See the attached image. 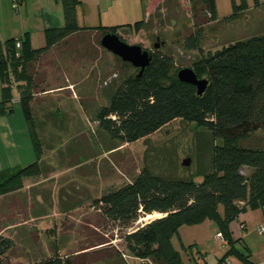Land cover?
<instances>
[{
	"label": "trees",
	"instance_id": "obj_1",
	"mask_svg": "<svg viewBox=\"0 0 264 264\" xmlns=\"http://www.w3.org/2000/svg\"><path fill=\"white\" fill-rule=\"evenodd\" d=\"M193 19L192 31L184 39L185 48L200 53L190 68L207 84L198 94L195 85L182 82L173 72L171 54L160 49L151 53L149 64L139 74H126L107 106L97 113L99 126L121 143L134 142L154 133L170 121L180 118L205 128L212 137L211 170L200 181L193 178H163L148 172L139 173L132 181L108 191L96 201L101 216L124 232L125 249L137 263L183 264L172 244V236L183 225L212 221L218 228L227 251L215 264H222L230 255L242 264H260L249 254L238 250L229 224L247 209L264 206V149L244 146L239 142L252 132L264 128V33L230 42L204 53L200 40L205 25L218 18L215 0H188ZM64 25L44 30L45 45L32 48L28 38H9L0 44V73L6 85L0 112L11 100V82L19 88L23 115L29 125L36 160L24 167L0 172V195L23 185L26 176L39 174V142L33 131L30 103L41 90L37 63L51 47L65 42L73 34L86 30L116 33L123 25L112 27L79 26L76 17L78 0H61ZM231 12L221 22L241 17L249 8L247 0H230ZM264 0H253V7ZM142 21L134 23L136 30ZM20 41V47H16ZM126 66L132 68L128 63ZM159 214L147 223L131 228L140 217ZM126 230V231H125ZM13 241L0 235V264H9L6 252ZM109 240L81 247L73 256L55 253L34 264H88L113 256H122ZM201 262V261H200ZM194 260L193 264H201ZM264 264V263H262Z\"/></svg>",
	"mask_w": 264,
	"mask_h": 264
},
{
	"label": "rangeland",
	"instance_id": "obj_2",
	"mask_svg": "<svg viewBox=\"0 0 264 264\" xmlns=\"http://www.w3.org/2000/svg\"><path fill=\"white\" fill-rule=\"evenodd\" d=\"M249 2L253 3V0ZM181 7L179 6V22L176 25H172L167 19L160 24L161 17L156 15L151 24H148L150 26L142 31V35L133 36L125 30L115 34L126 43H138L150 51L154 50L153 45L156 42L160 43L158 49H161V44L166 41L164 51L173 57V72L183 67H190L191 63L200 57V53L185 48L184 39L192 31V26L190 19L186 17L189 13L185 11V6L181 4ZM230 12V0H218L217 14L222 17ZM181 16L184 17L183 20ZM260 17L264 19V10L249 9L245 17L231 22L230 25L207 23L200 40L202 51L204 53L209 50L214 51L230 42L263 34L264 21L259 22ZM164 24L166 27H163ZM101 33L102 31L95 34L87 32L86 36H83L94 43L92 44L94 50L90 51V47H84L82 43L72 42L71 45L54 49L48 59L42 62V65L44 63L46 66L39 67L48 73L44 84L40 85L48 90L45 98L48 107L44 106L38 114H45L44 117L50 118L51 128L45 132L44 138L42 136L44 132H39L43 143L35 130L33 131L40 146L39 158L49 162L53 168L43 165L41 175L49 181L44 182L41 188L22 193L17 189L0 195V229L10 225L4 230L6 233L9 234L11 231L23 233L32 224L28 222L29 217L41 216L46 212V217L50 219L56 217L59 222L60 234L56 238V243L66 245L60 254L61 257L73 256L74 253L70 252L97 241L109 240V243L114 245L113 248L121 250L122 256H113L110 259L88 264L137 263L138 260L125 249L120 237L124 231L101 216L96 201L108 191L132 181L141 172L163 178L191 177L196 182L200 181L202 174L209 171L207 165L210 164L212 137L205 128L176 118L154 133L134 142L121 143L111 139L99 126L97 113L103 106L109 104L125 75L135 73L136 68L126 66L118 56L98 45L99 42L96 45L94 40L98 36L100 41ZM231 37L234 41L227 40ZM10 87L17 96V83L11 82ZM57 90H60L59 94L66 99L77 97L76 100L82 102L83 108L81 109L78 101L75 102L73 109L66 107L67 103L63 105L59 102L60 104L57 105L55 101ZM36 102L39 104V98ZM55 132H58L59 136L54 134ZM239 143L264 149V128L252 132ZM187 158L189 163L185 165L183 161ZM159 216L161 215L153 214L140 217L128 230ZM48 223L49 226L52 225L51 221ZM196 227V225H183L172 236V244L178 250L183 264H189L192 257L195 260L201 259L204 263L203 257L213 250L212 247H208L199 251L198 245L194 243L195 240L199 244L209 243L202 238L207 235V231ZM30 231V235L36 238L35 231ZM53 231V228L44 230L46 234ZM23 239H25L24 235ZM53 255L49 257L44 255L41 259ZM35 260L38 259L26 257L21 263L31 264ZM216 262L217 260L209 257L208 264ZM8 263L21 264L15 261Z\"/></svg>",
	"mask_w": 264,
	"mask_h": 264
},
{
	"label": "crops",
	"instance_id": "obj_3",
	"mask_svg": "<svg viewBox=\"0 0 264 264\" xmlns=\"http://www.w3.org/2000/svg\"><path fill=\"white\" fill-rule=\"evenodd\" d=\"M79 4L76 7V17L79 26L91 25L90 27H112L117 25H123L117 29V32L125 30L131 35H142V31L145 30L148 24L156 15L160 16V24L163 20H169V23L176 25L179 22V6L181 4L185 6V11L189 13L186 16L190 19L191 26L193 25V19L190 12V4L188 0H78ZM216 7L218 5V0H215ZM249 8L244 12V15L238 19L230 22H221L218 14V18L215 21L209 22L211 24L218 23L223 25H230L231 22L239 21L249 9L254 10H264V4L259 7H253L252 3L247 0ZM182 9V7H181ZM183 11V9H182ZM227 15V14H226ZM163 16V17H162ZM183 16V15H182ZM182 20L184 17H182ZM225 16V15H224ZM261 18V17H260ZM137 21H142V24L136 30L133 27L134 23ZM259 19V22H263ZM156 23V22H152ZM64 25V16L61 0H19L17 9L13 8V0H0V44L3 45L4 42L9 38H28L29 45L32 48H39L45 45V35L44 30L47 28H60ZM163 27H166L165 24ZM172 27V26H171ZM177 27V26H176ZM174 28V27H173ZM155 29V28H153ZM156 30V29H155ZM176 30V29H175ZM99 30H86L76 34H73L65 42L51 47L45 54H43L37 63V71L41 77V84H44L45 78L48 77L47 71L41 70L39 67H44L46 64L42 62L46 61L49 54L60 46H65L68 44H81L84 47H90V51L94 48L90 42V39L83 37L86 36L87 32H98ZM101 39V38H100ZM227 40L234 41V38H227ZM93 41V40H91ZM95 44H100L98 36L95 38ZM73 42V43H72ZM167 42L163 41L161 44V51H164V46ZM138 44V43H137ZM4 46V45H3ZM101 46V44H100ZM96 47V46H95ZM144 47V46H143ZM146 48V47H144ZM94 50V49H93ZM108 51V50H107ZM195 51V50H190ZM40 70V71H39ZM6 83L3 82L0 73V102L3 99V88ZM11 86L8 85L9 88ZM18 95L15 96L11 89V100L7 103L6 108L3 112H0V172L4 170L24 167L36 160L35 151L33 148V143L30 136L29 125L23 115L20 99H19V88H17ZM60 90H57L58 92ZM48 90L41 87V90L34 93L33 99L30 103L31 113L33 118V130L39 136L41 140L42 136L44 138L45 132L49 131L50 118L44 115H39V111H42L44 106L48 107L45 103V98ZM54 92V91H53ZM62 99H61V98ZM39 98V104L36 99ZM77 98V97H76ZM76 98L66 99L63 95H56L55 101L57 105L63 103L68 108H75V102H79L81 109L83 108L82 102L76 100ZM63 100V101H62ZM62 101V102H61ZM60 102V103H59ZM45 104V105H44ZM37 106H39L37 108ZM62 108V107H61ZM44 132L41 133L39 132ZM59 136L58 132H55ZM42 142V140H41ZM43 143V142H42ZM209 156L210 164L207 165L209 171L211 170V161ZM48 166V168H53L50 163L43 161L42 158L38 159V165L40 168V174L37 176H26L22 179L23 185L20 188L21 193L26 190L34 191L36 188H41L44 186V182L49 181L45 176H42L43 165ZM50 170V169H48ZM19 191V190H18ZM35 195V193H34ZM36 195H38L36 193ZM38 198V197H36ZM41 201V199L39 200ZM46 212L41 216H31L28 218V222H31L30 227H27L25 232L6 233L5 229H0V235L10 238L13 241V245L6 252L8 261L18 262L25 260L26 257H36L39 261L41 257H49L51 254L57 253L62 254L65 249L64 245L56 243V238L59 236V222L57 218L46 217ZM52 223L49 226L50 222ZM58 222V223H57ZM264 225V206L255 209H247L240 213L238 217L231 221L229 224L230 233L233 239L238 240L235 243V247L238 250L247 252L251 261L255 263H264V233H260L258 228ZM202 231L206 230L207 235L202 236L205 238V242L209 243L204 245L203 243H198L195 240V244L198 245L199 251L204 248L212 247V252L203 257L204 263L208 264L209 257L213 260L219 259L228 249V244L222 241L218 237L219 230L217 226L210 220H205L204 222L196 225ZM196 227V228H197ZM46 228H53V232L46 234L44 230ZM30 230L35 231L36 238L30 235ZM43 230V231H42ZM37 232V233H36ZM23 235L24 238L23 239ZM212 237L214 240H212ZM80 249V248H79ZM79 249L72 251L70 253H78ZM61 256V255H60ZM39 257V258H38ZM38 260L32 261L31 264L38 262ZM42 260V259H41ZM195 259L192 257L189 264L193 263ZM201 259H199V262ZM225 264H242L241 261L233 255L226 258ZM22 264V263H21Z\"/></svg>",
	"mask_w": 264,
	"mask_h": 264
},
{
	"label": "water",
	"instance_id": "obj_4",
	"mask_svg": "<svg viewBox=\"0 0 264 264\" xmlns=\"http://www.w3.org/2000/svg\"><path fill=\"white\" fill-rule=\"evenodd\" d=\"M158 40V39H157ZM101 46L118 56L122 61L129 63L132 67L139 69V74L149 64L151 53L147 49H143L139 44H129L121 40L115 33H105L100 39ZM160 43L154 44V49L159 47ZM178 80L196 86L197 93L203 92L207 80L197 78L196 74L190 67H183L176 73ZM189 158L183 161L188 165ZM160 217V216H159Z\"/></svg>",
	"mask_w": 264,
	"mask_h": 264
},
{
	"label": "built area",
	"instance_id": "obj_5",
	"mask_svg": "<svg viewBox=\"0 0 264 264\" xmlns=\"http://www.w3.org/2000/svg\"><path fill=\"white\" fill-rule=\"evenodd\" d=\"M18 1H19V0H13V8H14V9H17V7H18ZM16 47H20V41H16ZM258 230H259L260 233H264V225H263V226H260V227L258 228ZM218 237H219L222 241L225 242V240L223 239V237H222V235H221L220 233H218Z\"/></svg>",
	"mask_w": 264,
	"mask_h": 264
},
{
	"label": "flooded vegetation",
	"instance_id": "obj_6",
	"mask_svg": "<svg viewBox=\"0 0 264 264\" xmlns=\"http://www.w3.org/2000/svg\"><path fill=\"white\" fill-rule=\"evenodd\" d=\"M154 46V45H153ZM143 49H147V48H144V47H142ZM149 52H151L149 49H147Z\"/></svg>",
	"mask_w": 264,
	"mask_h": 264
}]
</instances>
